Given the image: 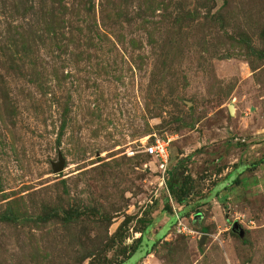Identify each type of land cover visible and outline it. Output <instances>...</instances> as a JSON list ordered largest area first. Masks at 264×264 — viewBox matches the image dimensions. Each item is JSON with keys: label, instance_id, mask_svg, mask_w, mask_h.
I'll list each match as a JSON object with an SVG mask.
<instances>
[{"label": "rangeland", "instance_id": "rangeland-1", "mask_svg": "<svg viewBox=\"0 0 264 264\" xmlns=\"http://www.w3.org/2000/svg\"><path fill=\"white\" fill-rule=\"evenodd\" d=\"M263 31L264 0H0V215H16L0 264H89L93 247L104 264H264ZM56 207L81 215L41 219Z\"/></svg>", "mask_w": 264, "mask_h": 264}, {"label": "trees", "instance_id": "trees-1", "mask_svg": "<svg viewBox=\"0 0 264 264\" xmlns=\"http://www.w3.org/2000/svg\"><path fill=\"white\" fill-rule=\"evenodd\" d=\"M263 36H264V31H263ZM259 56L263 58L264 57V51L259 52ZM172 172H174V170ZM170 184L173 186L172 181L170 182ZM189 191H190V188H188L185 183L180 187L179 190L176 189L175 186H174V188L172 187V192H173L175 198L177 199V201L179 203L185 202V199H184L185 195H187L189 193ZM60 210H61V208H59V207L51 208L50 210H48L46 212V214L44 216L43 215L41 216V219L48 220L52 217L53 218L54 217L60 218V213L62 211H64V209H62L61 211ZM93 212H96V210H94ZM97 214L100 215L97 218H99L101 220V221H97V222H101V223L106 224L107 222L111 221V217L106 212L97 211ZM80 215H81L80 210L78 208L65 210L62 220H64V222H66V223H72L73 221L71 222V220L75 219L73 217L78 216V217H76V219H78ZM15 218H16L15 213L13 212L12 209H9V208L6 212H4L3 214L0 215V220H3V219L8 220V219H15ZM176 220H177V217L173 216L171 222L174 223ZM127 222H129V219H127ZM150 226H151V222L146 223V225L144 227H142L140 236L136 238V243H135V245L130 247V250H129V247H127V246H125L122 249V252L127 254L129 258L134 257L135 254L137 253L136 251L139 249V245H141V243L143 242L144 236L147 233ZM122 227L123 226L121 225L118 228V231L116 232V234L113 237L109 238V240L107 242L109 245H113L115 243L116 239L118 241H122L124 239L125 234L123 231H121ZM202 230H203V232H208L209 227L203 226ZM96 250H97V248L93 247L92 249H89L86 252L82 253L81 260L82 259L84 260L87 257H91V256L95 255V258L89 264H104L107 259H106V257H104L102 259L100 256L102 254V251L106 250V248L100 249L99 251H96ZM153 251H154V247L147 248L146 250H144V252L139 253V254H141V256L139 258H142V257L146 256L147 254L152 253Z\"/></svg>", "mask_w": 264, "mask_h": 264}, {"label": "built area", "instance_id": "built-area-1", "mask_svg": "<svg viewBox=\"0 0 264 264\" xmlns=\"http://www.w3.org/2000/svg\"><path fill=\"white\" fill-rule=\"evenodd\" d=\"M145 151L157 159L158 167L161 171V179H162L161 184L167 187V178H168L167 175H168L169 161H170V151H169L168 142L162 139H155L154 142L146 146ZM176 217L178 219L179 215L177 214ZM178 220L179 222L182 221L180 218ZM179 224L182 223L181 222L178 223V226ZM182 229L187 230V232L193 231L191 228H188L187 226H184Z\"/></svg>", "mask_w": 264, "mask_h": 264}, {"label": "water", "instance_id": "water-1", "mask_svg": "<svg viewBox=\"0 0 264 264\" xmlns=\"http://www.w3.org/2000/svg\"><path fill=\"white\" fill-rule=\"evenodd\" d=\"M230 112L231 114H234L235 113V109L233 106H230ZM65 168V158L64 156L62 155L61 152H59V161L58 162H54L53 163V169L55 172H60V171H63V169ZM233 231H238L239 230V233L241 236L244 235V229L241 227L240 223L238 221H235L233 223V227H232ZM207 235H204L203 238H206ZM202 243V241H201Z\"/></svg>", "mask_w": 264, "mask_h": 264}]
</instances>
